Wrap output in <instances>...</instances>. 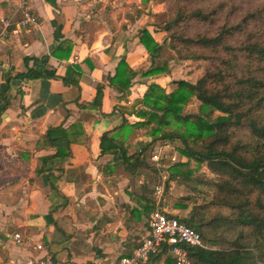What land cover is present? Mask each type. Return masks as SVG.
I'll list each match as a JSON object with an SVG mask.
<instances>
[{
    "label": "crops",
    "instance_id": "1",
    "mask_svg": "<svg viewBox=\"0 0 264 264\" xmlns=\"http://www.w3.org/2000/svg\"><path fill=\"white\" fill-rule=\"evenodd\" d=\"M116 2L56 0L53 6L46 0H28L37 24L22 27L21 15H14L15 1L0 0V26L3 18L11 17L0 37V264H23L29 256L45 254L67 264H113L131 254L147 235L151 204L183 219L200 201L179 199L189 194L187 180L171 178L172 165H165L167 175L159 172L168 187L157 196L154 190L160 180L149 192L146 171L132 175L121 164L114 165L111 154H100L102 133L119 130L122 119L140 120L135 115L137 101L147 80L156 78L138 74L125 93L109 86L107 77L114 74L121 57L136 72L146 71L150 63L137 41L141 22L134 20L140 24L133 33L118 30V12L106 11L107 4L115 8ZM52 22L62 26L57 40ZM65 40L72 43L70 56H54ZM44 55L55 77H14L33 66L32 60L24 61L26 57ZM70 65L80 69L79 76L73 74L76 84L63 81ZM97 85L102 86L101 106L91 108ZM1 94L8 97L7 105ZM58 125L72 139L69 147L63 140H44L47 129ZM132 129L124 142L128 154L142 146ZM161 148L168 150L166 145ZM58 150L70 154L55 156ZM181 158L179 162L186 160ZM15 233L21 242L15 241ZM168 258L169 253L161 251L146 264H167Z\"/></svg>",
    "mask_w": 264,
    "mask_h": 264
},
{
    "label": "trees",
    "instance_id": "2",
    "mask_svg": "<svg viewBox=\"0 0 264 264\" xmlns=\"http://www.w3.org/2000/svg\"><path fill=\"white\" fill-rule=\"evenodd\" d=\"M46 1L56 5V0ZM240 3L248 5L241 10ZM167 10L163 28L168 47L176 59L205 61L204 72L193 83L175 81L170 92L158 83H148L137 101L139 109L135 115L140 120L129 123L122 119L119 130L102 133L100 154H111L114 165L121 164L126 172L136 175L148 168L143 157L148 147L128 154L124 142L129 128L150 126V136L179 139L182 146L177 151L186 160L172 166L170 177L179 175L187 180L185 188L189 194L180 200L190 201L198 194L201 201L192 206L187 217L177 219L197 231L206 245L187 247L190 264H264V0H168ZM137 14L138 18L140 11ZM52 23L57 40L62 37V26ZM137 41L151 61L140 76L165 73L166 62H155L164 42L159 43L146 26L138 30ZM71 51L72 43L65 40L53 55L68 57ZM28 60L33 61V66L14 77L56 76L48 66L47 55L24 59L26 63ZM79 72L78 65L68 66L64 83L76 84L73 74L79 76ZM138 74L121 57L114 74L107 77L108 84L125 93ZM1 95L7 105L8 97ZM191 98L199 102L198 114L183 115ZM101 99L102 86L97 85L89 107L100 108ZM214 113L218 115L211 117ZM171 119L184 126V131H164ZM44 140H63L67 147L72 142L62 125L48 128ZM69 154V150H58L55 156ZM201 164L211 179L202 178ZM41 171L37 169L38 173ZM201 185L208 189L199 188ZM164 186L166 191L168 186ZM212 208L226 209L228 216L212 213ZM155 209L151 204V212ZM221 226L234 230L235 236L223 239L204 233L205 228ZM167 264H174L171 257Z\"/></svg>",
    "mask_w": 264,
    "mask_h": 264
},
{
    "label": "rangeland",
    "instance_id": "3",
    "mask_svg": "<svg viewBox=\"0 0 264 264\" xmlns=\"http://www.w3.org/2000/svg\"><path fill=\"white\" fill-rule=\"evenodd\" d=\"M112 1V0H111ZM139 0H117L116 7H111V4H107L105 7L106 11L110 9H114L118 12L117 15V22H116V28L118 30H130L131 33H133L136 29L137 23L140 24L141 27L146 26L152 33L155 39L159 43H163V48L160 50V56L156 58L155 62H166V65L168 67V70L165 73H161L158 75H155L156 78H149L150 80H147L148 83L154 82L161 85L167 92H170L175 87V81L179 80H185L189 82H195L197 78L203 74L204 72V66L207 64L205 61L202 60H179L176 59V55L172 49L168 47V40H167V34L164 31V22L167 19L168 16V10H167V3L168 0H143L142 3H140ZM249 3V2H248ZM248 3L242 4L240 3L241 10L245 9L246 5ZM140 16L137 18L139 12ZM240 13V12H239ZM238 13V14H239ZM139 20L138 22H135L134 20ZM127 20V21H126ZM127 25L129 27H127ZM261 29H264L262 27ZM139 30V29H138ZM166 41V43H165ZM149 56V55H148ZM149 59V58H148ZM149 67L151 66V61L149 59ZM147 66V65H146ZM139 74L143 72L142 70L137 71ZM154 77V76H149ZM157 80V81H156ZM147 83V84H148ZM198 106L199 102L195 98H191L186 106L184 107L182 114H198ZM218 113H214L211 117L217 116ZM170 124L166 125L164 127V131L167 132H176L181 133L184 131L185 127L178 125L175 121L172 119L170 120ZM150 126L146 127H133L131 130L132 132H135L136 134L133 135L135 138H137V145L140 144L141 148L148 147L145 152L143 153L144 161L148 168L145 169L149 181V186L151 189H153L154 185L158 183V181L163 180V178H159V172L163 173V171L166 169L165 165H174L176 163H179L178 159H180L181 156L180 153L177 151L178 147H181L182 144L179 141V139L175 138V141H169L167 139H161L156 136H150L149 133ZM154 139V140H153ZM153 141V142H152ZM168 146V150L161 151L158 153L159 160L157 162H154L151 159V156L153 154L154 148L156 146ZM176 156V159H172V155ZM183 159V158H181ZM157 163V165L155 164ZM171 166V167H172ZM196 167L193 166V169ZM199 169L205 170L203 172L202 178L211 179L212 176L209 174L208 170L206 169L205 165L201 164L199 166ZM182 170H185V168H182ZM167 175L166 173H163ZM204 188V187H203ZM204 189H208L207 187ZM210 189V188H209ZM211 190V189H210ZM188 192V191H187ZM196 197H198V194H195ZM209 197V196H208ZM195 199V198H194ZM201 201V198L199 199ZM196 201V200H195ZM199 201V203H200ZM212 213H217L220 216H228V211L226 209L222 208H212ZM204 233L206 235L215 236L216 238H223V239H229L231 237L235 236L234 230H226V227H218V228H205Z\"/></svg>",
    "mask_w": 264,
    "mask_h": 264
},
{
    "label": "built area",
    "instance_id": "4",
    "mask_svg": "<svg viewBox=\"0 0 264 264\" xmlns=\"http://www.w3.org/2000/svg\"><path fill=\"white\" fill-rule=\"evenodd\" d=\"M15 14H20L18 23L22 27L34 26L37 24L38 16L29 7L28 0H14ZM13 15V16H14ZM11 17L3 18L0 26V37L4 36L10 25ZM1 124V121H0ZM162 151L161 146L154 148L151 159L154 162L159 160L158 153ZM157 165V163H155ZM164 189V179L156 186L154 193L161 196ZM148 233L139 242L138 246L129 255L119 257L113 264H146L149 259L161 251L169 253L174 264H190L187 247L205 248L200 234L183 221L169 217L160 208L153 210L147 221ZM17 243L22 241L19 233L14 234ZM41 249V245H36ZM23 264H67L56 259L50 254L41 256H29Z\"/></svg>",
    "mask_w": 264,
    "mask_h": 264
}]
</instances>
